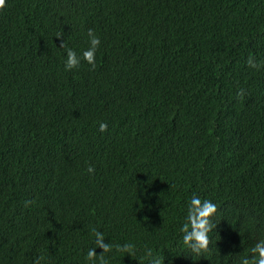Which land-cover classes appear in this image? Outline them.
Masks as SVG:
<instances>
[{"label": "trees", "instance_id": "obj_1", "mask_svg": "<svg viewBox=\"0 0 264 264\" xmlns=\"http://www.w3.org/2000/svg\"><path fill=\"white\" fill-rule=\"evenodd\" d=\"M263 46L264 0H6L0 264H92V247L99 264L93 229L113 245L109 264H148V248L164 264L255 255ZM68 47L81 56L71 69ZM193 193L218 205L202 252L182 241ZM125 242L133 256L115 247Z\"/></svg>", "mask_w": 264, "mask_h": 264}, {"label": "clouds", "instance_id": "obj_2", "mask_svg": "<svg viewBox=\"0 0 264 264\" xmlns=\"http://www.w3.org/2000/svg\"><path fill=\"white\" fill-rule=\"evenodd\" d=\"M6 0H0V8H3ZM88 36L90 40V47L85 49L83 52V58L86 59L90 64H95L96 51L100 45V36L95 33L91 28L88 29ZM66 46V45H65ZM264 53V46H263ZM81 62V56H79L74 48H67V59L65 61V67L68 69L78 66ZM253 66L257 65L255 60L249 61ZM100 130L104 131L108 128L107 121H101L99 124ZM233 145V155H238V149ZM93 166L89 165V171H93ZM218 205L209 198H203L200 195L193 193L188 206H182L184 213V223L181 226V231L183 232L182 241L184 245L188 248H196L201 252L208 249L209 245V232L213 227L210 223L211 217L217 211ZM178 212H180L181 207H177ZM188 211V213H187ZM176 214V215H177ZM175 215V216H176ZM174 217V216H173ZM192 228V229H191ZM192 230V231H188ZM96 236V245L102 247L103 251L99 254V264H109V258L103 255V252L111 251L113 245L112 243H104L103 239L97 240V237H102L104 233H101L98 229H93ZM115 247L124 251L132 256L136 252L135 245L132 243L125 242L124 244H116ZM96 247H92L87 252V257L91 259L92 264H97L96 257L98 256L96 252ZM251 251L255 253L252 256H243L240 259L244 260V264H264V239H259L255 245L252 247ZM146 257L148 259V264H164V260L158 254H154L151 248L146 250Z\"/></svg>", "mask_w": 264, "mask_h": 264}]
</instances>
